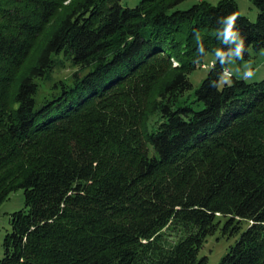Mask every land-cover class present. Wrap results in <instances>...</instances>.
Listing matches in <instances>:
<instances>
[{"label":"trees","instance_id":"1","mask_svg":"<svg viewBox=\"0 0 264 264\" xmlns=\"http://www.w3.org/2000/svg\"><path fill=\"white\" fill-rule=\"evenodd\" d=\"M186 1L0 0V205H26L0 264H209L218 234L219 264H264V80L211 86L218 18L239 14L248 60L264 0L256 22ZM66 61L79 71L45 89Z\"/></svg>","mask_w":264,"mask_h":264},{"label":"rangeland","instance_id":"2","mask_svg":"<svg viewBox=\"0 0 264 264\" xmlns=\"http://www.w3.org/2000/svg\"><path fill=\"white\" fill-rule=\"evenodd\" d=\"M140 0H124V5L127 4L129 6H135L139 3ZM200 0H188L185 3L180 5V9H186L191 7L193 4L197 3ZM211 4L217 5L222 0H204ZM238 4L240 14L248 17L249 20L256 22L258 18V9L253 4L252 0H235ZM251 57L248 58V61L251 63L252 68L255 70V76L248 81L251 83L260 82L264 80V50L254 51L251 49ZM212 60H214L213 55H208L203 60L204 64L199 66L192 74H190V81L193 85L192 93L198 89L201 85L202 81L209 74L210 67L212 66ZM238 63L236 61L235 65L230 66L232 68L233 74L236 77L240 78L239 74H236L235 68L241 67V71H243L242 65L245 62ZM79 71L77 67H73L70 65V62L66 61L65 66H58L51 74L49 79L43 83L45 89L50 90L51 86L59 82L61 80H68L72 78V75ZM192 93H187L184 95V98H188ZM25 194L24 190L20 189L10 195V197L4 201L0 205V260L4 257V239L8 233L11 232V219L13 214L25 210ZM234 243L233 240H228L224 237H221L220 234L210 237L208 242L205 244L204 253L209 256L210 259L209 264H219L221 261V257L227 252L229 248V244Z\"/></svg>","mask_w":264,"mask_h":264},{"label":"clouds","instance_id":"3","mask_svg":"<svg viewBox=\"0 0 264 264\" xmlns=\"http://www.w3.org/2000/svg\"><path fill=\"white\" fill-rule=\"evenodd\" d=\"M239 14L236 12L230 13L226 16L218 18V24L220 28L216 31V37L221 41L226 48H216L214 50L215 61H218L223 71L220 74L217 81L212 82V87L218 90L223 89L225 86H231L233 71L231 67L235 65L236 61H243L246 49L245 38L237 28V20ZM194 39L198 45V51L201 57L206 55L203 38L199 31L194 33ZM195 63L199 64L200 60H196ZM241 67H236L235 72L239 74L240 78L244 81H249L255 76V70L252 68L250 62L245 61Z\"/></svg>","mask_w":264,"mask_h":264}]
</instances>
